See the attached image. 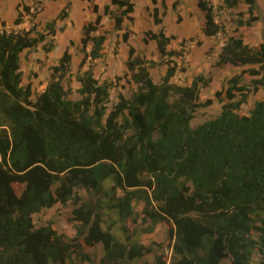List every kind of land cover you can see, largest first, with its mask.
<instances>
[{"label":"trees","instance_id":"1","mask_svg":"<svg viewBox=\"0 0 264 264\" xmlns=\"http://www.w3.org/2000/svg\"><path fill=\"white\" fill-rule=\"evenodd\" d=\"M87 1L94 20L83 26L78 99L69 97L73 54L68 49L35 98L32 82L24 83L21 57L39 44L47 51L54 47L47 37L69 16L71 1L43 31L35 20L44 7L31 14L30 28L8 30L3 22L0 30V264H135L153 250L126 224L137 221L134 204L141 200L144 230L164 224L172 241L171 260L159 254L151 264H253L255 251L264 264V100L240 113L250 92L264 86V42L252 46L228 37L217 65L250 67L227 80L220 114L193 127L195 109L213 102H200L201 88L211 79L199 73L189 85L173 83L177 62L171 61L157 83L150 71L157 62L133 46L125 65L137 90L130 98L119 93L110 106L115 83L99 80L93 69L107 53L102 20L108 15L121 29L125 19L134 20L135 0ZM226 2L234 6L239 0ZM244 2L250 18L239 19V27L262 17L258 0ZM198 6L205 12L204 34L215 36L222 26L213 4L198 0ZM23 7L30 12L28 3ZM158 13L155 8L157 23ZM21 15L19 10L15 24L23 21ZM122 36L129 38L127 32ZM174 38L163 29L148 30L144 42L154 40L161 58L172 57L180 55L168 50ZM246 73L262 77L250 86ZM77 189L90 198L84 200ZM70 200L73 219L80 222L74 237L50 222L35 224V213ZM118 223L122 238L114 231ZM98 243L103 255L93 262L84 247Z\"/></svg>","mask_w":264,"mask_h":264},{"label":"rangeland","instance_id":"2","mask_svg":"<svg viewBox=\"0 0 264 264\" xmlns=\"http://www.w3.org/2000/svg\"><path fill=\"white\" fill-rule=\"evenodd\" d=\"M29 2L32 0H28ZM68 1L72 2L71 7L69 8V16L57 21L56 34L54 36L49 35L47 37L48 43H53L54 47L47 51L43 49L42 44H39L33 49L25 50L22 57V71L24 73V83L32 82V87L34 90V98L41 93L51 78V67L58 63L59 58L63 52L68 49L74 55V62L72 63V74L70 75V84L72 90L70 91L69 97L72 99L80 98V95L77 91L80 84L75 79V75L79 70V64L82 60L80 55H83L82 42L81 39L84 36L83 26L81 24L82 20L85 23L94 20L93 13L89 9V2L87 0H54L50 6V1H46L44 10H42L38 18L35 20L39 25L38 29L43 31L45 29V24L47 21L54 19L60 11L64 8ZM109 0H93V2L103 5ZM137 7L139 8V21L135 19L133 21L125 19L124 24L121 29H115L114 22L110 20H105V23H102V30L107 29V53L106 56L100 59L99 61L94 62L93 69L95 76L99 80H113L115 86L111 90V102L110 106H113L118 102V94H123L126 98H130L132 94L137 90L136 84L126 75V65L125 61L128 59V49L129 46H133L137 52L143 55L147 59H151L157 62L152 68H150L152 77L155 82L160 83L163 75L166 72L168 63L171 61L177 62V73L171 79L173 83L180 85H189L192 82V79L195 75L202 73L206 77L211 79V82L207 87L201 88L200 93V102L204 103L207 99H212V103L207 106H199L195 109L194 118L192 120V126L195 127L198 124L204 122L207 119L214 118L218 116L222 109L223 102H226L227 99L224 96V91L227 87V80L235 74H239L242 71V67H233L231 65H217L216 63L212 64V68L206 69L203 67L206 58L203 53L192 52L193 48L191 47L190 42L196 41V45L200 44L198 34H194L198 31L200 27L199 15L193 13L196 8L195 5H192V0L187 2V10L194 21H190L188 17V35H192L187 40H185L182 45V41H177L173 39L168 46L169 49H174L172 45H176L175 48L179 51L180 55L177 56H165L160 57V53L156 46L152 43L144 42L145 32L148 30H161L165 27L164 21L169 22V19H172V15L176 20L180 19L179 9L175 12L174 8H169L166 4L168 0H160L159 4V13L158 19L161 22L157 23L154 16V2H150V7L147 6V1L149 0H136ZM213 4L216 18H218L219 23L223 27H227L224 32L227 36L235 35L237 37L244 38V34L247 30H252L249 34V42L255 44L256 46L264 42V22L258 23V21L253 22L250 26H244L243 31L239 30L238 21L239 19L247 20L250 18L248 12V5L244 0H239L241 3H237L234 6H228L226 14L219 13V10L222 8L221 3L223 0H208ZM261 1V4H264V0ZM12 0H0V10L5 13V15H12L10 12ZM110 2V1H109ZM27 3V2H23ZM22 3V4H23ZM232 7V8H230ZM116 9V6H113ZM262 16L264 14L263 10ZM134 12V11H133ZM149 13V14H148ZM91 14V15H90ZM242 14V15H240ZM254 15H260L259 11H256ZM132 16V14H131ZM85 17H91L90 20H85ZM133 17V16H132ZM134 18V17H133ZM193 24V27H191ZM32 26V22L27 21V28ZM3 28V27H2ZM9 30H19L20 28L14 26L8 28ZM168 32H173L176 30L175 23L173 26L166 29ZM127 32L129 38L127 41L123 39V34ZM219 40V39H218ZM244 40V39H243ZM245 41V40H244ZM249 44V43H248ZM250 45V44H249ZM182 46V47H180ZM198 49V48H197ZM213 48H210L207 51L209 54ZM218 60V59H217ZM192 63V64H191ZM226 64V63H225ZM230 64V63H229ZM209 66V65H208ZM210 67V66H209ZM255 67L258 68L256 65ZM88 64L83 68L87 69ZM245 68H248L246 66ZM118 77H120L118 79ZM262 73L259 75H250L248 73L244 74L245 83L251 85L252 79H260ZM67 84V83H66ZM260 97L264 98V86L259 87ZM217 91H222L220 97L216 96ZM252 92H256L253 90ZM250 92L248 100L241 107L240 113H246L249 111V107L253 103L256 95L255 93ZM259 97V96H258ZM250 99V103H249ZM112 181H108L107 185H112ZM20 185H15L16 191L20 192ZM78 193L83 196L84 200L90 198L91 195L84 189H77ZM135 211L138 215L137 221L133 222L131 220L127 221V226L135 234V236L143 242L145 245L150 246L153 250L150 253L145 254L142 258L136 260L135 264H145L153 263L155 258L159 254H163L167 259V262L171 260L172 248L170 239L167 235V226L164 224H158L153 232H146L144 228L146 224L142 220L141 211L144 207V202L136 201L135 202ZM75 208L73 202L70 200L66 204L57 203L51 208H45L41 212L35 213L33 215L34 222L37 226L46 224L48 222L52 223L53 227L60 233L66 234L68 237H74L77 233V229L80 226V222L73 219L72 211ZM121 223L116 224L114 231L118 234L119 237H123V234L120 231ZM257 236L258 233L255 232ZM84 250L91 255L93 262H98L103 255V245L98 243L94 246H85ZM261 255L258 251H255L253 257V264H259ZM82 264H91L89 262H84Z\"/></svg>","mask_w":264,"mask_h":264},{"label":"crops","instance_id":"3","mask_svg":"<svg viewBox=\"0 0 264 264\" xmlns=\"http://www.w3.org/2000/svg\"><path fill=\"white\" fill-rule=\"evenodd\" d=\"M24 1L27 2V3H29L28 0H12V2H11V8H10V12H11L12 15H8L7 16V15H5V13L3 11L0 10V28L2 27L3 22L6 23V28L7 29L10 28L11 26L12 27L14 26L15 20H16L17 15H18V12L21 9V6L23 5L22 3ZM109 1L106 2V3H109ZM151 1H153V0L147 1V6L148 7H150V2ZM52 2L53 1H50L49 2V5L47 6V8L50 6V4ZM174 2H177L176 10L175 9L174 10L176 12L177 9H179L180 16H178V18L180 17V19L176 20L174 18V15H172V19L173 20H171V18H170L169 19V22H166V20L164 21V23L166 24L165 25L166 28H163V30H164V32L168 36H174L175 39H177V41L187 40L189 37L192 36V35H188V33H187L188 17H190L189 22L190 21H192V22L194 21V19L192 18L193 16H191L190 15V12L188 13V10H187V2H188V0H168V2H166V4H167V6L169 8H173V3ZM192 2H193L192 5H195L196 6V8L194 9L193 13H195L196 15H199V17H200V21H199L200 27L198 28V31L194 33V34H198L200 44L199 45H196V41H191L190 44H191V47L193 48L192 52L194 53L195 51L198 50L197 53H203L205 55L206 60H205L204 63H201V64H203V67L204 68L210 69V68H212V64L213 63H216V61L218 59V55L221 52L222 47L220 45V40H218L219 39L218 36H216V35L215 36H207L206 34H204L203 27L205 25V12L198 6V0H192ZM154 3H155L154 4V6H155L154 9L155 8L158 9L159 4H160V0H156ZM239 3H241V2L239 1ZM258 3H259V6H260V9L263 10V12H264V4H261V1H258ZM213 4H215V2H213ZM230 8H232V7H230ZM138 9L139 8L137 7V1L135 0V9H134V12L132 13V16L134 17V19L136 21H139V18H140L138 16L139 15V12H140ZM92 16H94V15H92ZM90 19H91V17H87V18L85 17V20H90ZM105 20H110V17L108 15L104 16L103 17V20H102V23L103 24L105 23ZM257 21H258V23L264 22V14L261 17V19H259ZM173 22L175 23L176 30L173 31V32H168L166 29H168L169 27L173 26ZM81 24H85V21L82 20V23ZM16 27L17 28H20V29H22V28L27 29V23L26 22H23V24L22 23L21 24H16ZM191 27H193V24H191ZM243 27L244 26H241L239 28V30H241V33H244V32H242L243 31ZM253 27H251V30H252ZM251 30L249 29V30H247L245 32V34H244L245 36H244L243 39L245 40L246 43H249L252 46H256L255 44L249 42V38H248L249 37V34L248 33H250ZM153 31L154 32H158L159 30H153ZM148 43H152L153 46L154 45L156 46V44H157L154 40H150ZM172 46H173L174 49L177 48L176 45H172ZM180 47H182V46H180ZM210 48H213V50L209 54H207V51ZM168 50H171V49L168 48ZM83 56H84V53H83L82 56L80 55L81 58H83ZM73 62H74V55H73ZM227 64L228 65H231L229 63H226L224 65H227ZM231 66H233V67H240V66H234V65H231ZM245 67H242V68H245ZM248 67H250V66H248ZM253 67H255V66H253ZM258 92H259V90H257L256 92H252V93H255L257 95H256L255 99L253 100V103L249 107V111L246 112V113H244V114H248L250 112V110L254 107V104H255V102L257 100H260V99H263L264 100L263 97H260V95H258L259 94ZM251 97L252 96H249V98H251ZM249 103H250V99H249Z\"/></svg>","mask_w":264,"mask_h":264},{"label":"built area","instance_id":"4","mask_svg":"<svg viewBox=\"0 0 264 264\" xmlns=\"http://www.w3.org/2000/svg\"><path fill=\"white\" fill-rule=\"evenodd\" d=\"M46 1H48V0H32V1H30L28 4L30 5V12L28 13V12H26L25 11V9H24V7H23V5L21 6V9H20V11H21V13H22V15H21V18H22V24H23V22H26L27 23V21H30L31 22V14H33V13H35V12H39V11H41L42 10V8L45 6V3H46ZM221 5H222V8L219 10V13H223L224 12V14H226V12H227V10H228V6H227V4H226V0H223V2L221 3ZM214 6V5H213ZM213 9H214V14H215V9H216V7H213ZM215 19H216V22L218 23V24H220L221 25V23H219V20H218V18H216V14H215ZM20 23V24H21ZM222 26V25H221ZM227 27H223L222 26V29L216 34V36H218L219 37V40H220V45H221V47L223 48V46L226 44V42H227V40H228V36L226 35L227 33L226 32H224V30L226 29ZM2 29V27L0 28V30ZM7 29V28H6ZM22 29H25V28H22ZM28 29V28H27ZM224 29V30H223ZM9 30V29H8ZM19 30H21V29H19ZM15 31H17V30H15ZM221 51H222V49H221ZM220 54V53H219ZM218 57H219V55H218Z\"/></svg>","mask_w":264,"mask_h":264}]
</instances>
